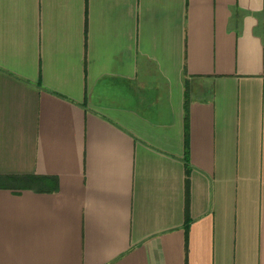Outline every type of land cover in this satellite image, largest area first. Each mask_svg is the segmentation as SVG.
I'll return each instance as SVG.
<instances>
[{"label":"crops","instance_id":"obj_1","mask_svg":"<svg viewBox=\"0 0 264 264\" xmlns=\"http://www.w3.org/2000/svg\"><path fill=\"white\" fill-rule=\"evenodd\" d=\"M186 117V136H185ZM0 264H264V0H0Z\"/></svg>","mask_w":264,"mask_h":264},{"label":"trees","instance_id":"obj_2","mask_svg":"<svg viewBox=\"0 0 264 264\" xmlns=\"http://www.w3.org/2000/svg\"><path fill=\"white\" fill-rule=\"evenodd\" d=\"M185 117V136H186ZM12 189H26L36 193L52 192L57 188V179L48 176H5L0 177V186Z\"/></svg>","mask_w":264,"mask_h":264}]
</instances>
